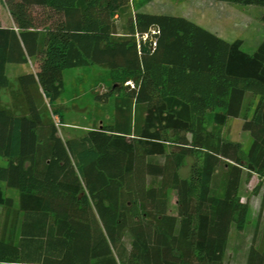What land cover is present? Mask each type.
<instances>
[{
    "label": "trees",
    "instance_id": "obj_1",
    "mask_svg": "<svg viewBox=\"0 0 264 264\" xmlns=\"http://www.w3.org/2000/svg\"><path fill=\"white\" fill-rule=\"evenodd\" d=\"M2 2L12 26L0 24V264H264L241 201L252 175L264 181V42L248 54L132 0ZM32 63L8 79L7 65ZM89 66L108 72L94 98L114 96L113 113L63 139V73ZM247 96L243 153L222 128Z\"/></svg>",
    "mask_w": 264,
    "mask_h": 264
},
{
    "label": "rangeland",
    "instance_id": "obj_2",
    "mask_svg": "<svg viewBox=\"0 0 264 264\" xmlns=\"http://www.w3.org/2000/svg\"><path fill=\"white\" fill-rule=\"evenodd\" d=\"M136 10L156 15H172L184 17L198 26L215 33L220 38L231 42L241 40V49L252 54L256 46L264 42V23L260 15L264 9L259 6H246L223 1L212 0H132ZM11 23L2 0H0V24ZM23 69V68H22ZM35 69L34 64L24 66V70ZM15 69L8 70V79L14 83ZM64 92L59 103H62L63 123L58 125L59 135L66 139L77 137L85 133L89 128L106 123L111 117L114 109V96H108L106 102L97 101L95 93L104 94L112 80L105 69L89 66L80 69H68L63 73ZM2 101H7V94L0 91ZM255 102L251 96H247L238 118H230L222 128L224 140L237 143L243 153L250 147L252 139L250 135L242 130L243 117H250ZM194 163L192 157L185 159L180 169V176L187 178L191 165ZM5 165V160L0 157V166ZM258 190L253 193L254 187ZM5 196H16V191L5 188L1 183ZM243 191L248 199L250 213L248 224L250 227L256 225V233L259 239L264 238V181L259 182L256 175H252ZM169 213L175 214V193L169 191ZM4 211L0 210V231L4 220Z\"/></svg>",
    "mask_w": 264,
    "mask_h": 264
},
{
    "label": "crops",
    "instance_id": "obj_3",
    "mask_svg": "<svg viewBox=\"0 0 264 264\" xmlns=\"http://www.w3.org/2000/svg\"><path fill=\"white\" fill-rule=\"evenodd\" d=\"M11 20V19H10ZM2 25V24H1ZM2 26H4V27H10V26H12V21H11V23L9 24V25H2ZM24 66H26V65H7L6 67H5V71H6V75H7V77L9 76V74H8V70L9 69H15V68H17V71L15 70V72H16V74L14 75V77H13V79H15V77H16V75L17 74H19V73H21V72H24V71H27V70H24ZM23 68V69H22ZM3 102H6V101H3Z\"/></svg>",
    "mask_w": 264,
    "mask_h": 264
}]
</instances>
